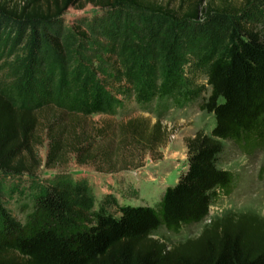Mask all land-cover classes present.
I'll use <instances>...</instances> for the list:
<instances>
[{
	"label": "trees",
	"instance_id": "16d2710c",
	"mask_svg": "<svg viewBox=\"0 0 264 264\" xmlns=\"http://www.w3.org/2000/svg\"><path fill=\"white\" fill-rule=\"evenodd\" d=\"M220 1L181 0L176 8L159 0L0 3V175L29 176L32 206L21 222L0 193V264H264V219L255 214H225L172 246L156 237L161 228L178 233L201 223L219 195L230 193L234 176L220 167L226 142L264 144V0L238 8ZM81 3L110 12L98 33L111 45L109 73L74 46L91 43L86 35H68L77 28L68 30L63 17ZM198 74L211 88L201 110L214 115L215 127L189 140L187 171L156 206L121 205L111 194L98 203L87 181L36 175L44 121L54 151L73 133L69 146L83 161L94 140L77 133L75 121L114 114L119 96L142 107L196 100L204 92ZM122 128L126 149L153 152L168 138L159 121ZM101 149L94 160L110 156Z\"/></svg>",
	"mask_w": 264,
	"mask_h": 264
},
{
	"label": "rangeland",
	"instance_id": "374dc122",
	"mask_svg": "<svg viewBox=\"0 0 264 264\" xmlns=\"http://www.w3.org/2000/svg\"><path fill=\"white\" fill-rule=\"evenodd\" d=\"M21 0H0L10 7ZM164 4L172 2L176 8L181 0H159ZM212 2V0H206ZM233 7H241L243 0H228ZM213 3L221 4L220 0ZM205 5V4H204ZM110 12L94 4H79L70 8L63 17L69 36L84 34L91 43L77 40L74 44L84 49V56L105 73L111 72V45L99 38L100 23H108ZM106 20V21H105ZM188 71L187 68L184 70ZM195 83L204 87L200 98L177 104L172 99H158L148 106H139L131 96H119L122 103L114 114H98L82 118L76 132L84 131L94 140L92 157L103 149L110 156L84 158L80 161L76 151L69 146L74 134L65 136V146L55 152L51 139L46 134L44 119L36 132L34 154L40 167L36 175L47 181L61 174L71 175L75 180L87 181L93 188L97 202L106 195H113L121 205L156 206L169 186L175 185L187 171V143L199 131L210 134L215 127L213 114L201 110V104L210 95L211 88L204 75L194 76ZM117 86V84H115ZM139 120L150 127L159 121L166 129V143L156 151H145L133 146H121L122 127L129 121ZM71 124V123H70ZM101 149V150H102ZM220 167L234 176L229 194H220L210 208L209 216L201 223L185 226L178 233L161 228L157 238L169 246L197 238L210 222L225 214L251 213L264 219V144L262 146H239L226 142L220 159ZM0 193L15 217L25 221L31 210L29 176L3 179L0 175Z\"/></svg>",
	"mask_w": 264,
	"mask_h": 264
}]
</instances>
